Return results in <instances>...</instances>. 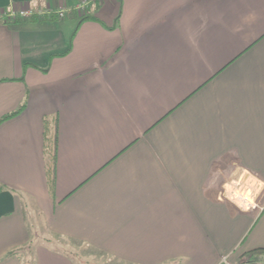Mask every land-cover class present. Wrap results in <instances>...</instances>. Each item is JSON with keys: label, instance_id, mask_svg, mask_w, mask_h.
<instances>
[{"label": "crops", "instance_id": "0c3cea01", "mask_svg": "<svg viewBox=\"0 0 264 264\" xmlns=\"http://www.w3.org/2000/svg\"><path fill=\"white\" fill-rule=\"evenodd\" d=\"M89 12L0 18V117L27 102L0 124V183L18 191L0 192V264H113L85 251L115 264L264 261V209L239 210L222 179L264 178V0H100Z\"/></svg>", "mask_w": 264, "mask_h": 264}, {"label": "built area", "instance_id": "2783aa9c", "mask_svg": "<svg viewBox=\"0 0 264 264\" xmlns=\"http://www.w3.org/2000/svg\"><path fill=\"white\" fill-rule=\"evenodd\" d=\"M94 0H80L74 5L77 11L85 10L87 5ZM70 10V5L67 3L61 6L54 5H30L23 4L20 6L7 7L0 11V18L4 20H13L18 17L30 18L33 15L42 16L50 14H58L63 17ZM224 195L239 207L246 210L258 209L262 211L264 204L258 202L264 192V178L247 169L238 171L233 176L224 175ZM243 180V181H242ZM242 264H264V261H253L246 259Z\"/></svg>", "mask_w": 264, "mask_h": 264}, {"label": "trees", "instance_id": "16d2710c", "mask_svg": "<svg viewBox=\"0 0 264 264\" xmlns=\"http://www.w3.org/2000/svg\"><path fill=\"white\" fill-rule=\"evenodd\" d=\"M100 0H94L90 2L85 10L77 11L74 5L70 6V10L63 16H59L58 14H50V15H42L37 16L33 15L30 18H22L18 17L15 20H32V21H51V20H59L65 18L68 14L77 15L81 21L89 19V18H96L94 15L90 14L89 10L91 5H99ZM27 102L24 101L16 110L9 112L0 117V124L4 121L13 118L19 115L24 108L26 107ZM45 130H44V154L46 158V175H47V182L51 192H54L56 186V162H57V126L56 123H49L47 118L44 119ZM12 190L16 191L14 188L9 187L4 183H0V192L4 190ZM18 192V191H16ZM32 244V243H31ZM18 250L12 251L11 253H17Z\"/></svg>", "mask_w": 264, "mask_h": 264}, {"label": "rangeland", "instance_id": "374dc122", "mask_svg": "<svg viewBox=\"0 0 264 264\" xmlns=\"http://www.w3.org/2000/svg\"><path fill=\"white\" fill-rule=\"evenodd\" d=\"M242 170V169H241ZM240 170V171H241ZM256 174V173H255ZM260 176V175H259ZM223 179V181L224 182H226V179H224V178H222ZM243 181V180H242ZM225 184V183H224ZM224 188V187H223ZM223 191H225V188H224V190ZM223 196L228 200V201H230V202H232L226 195H224V192H223ZM263 196H264V192H263V194L261 195V197H260V200L258 201V202H261V203H263L264 204V200H263ZM239 210H241V211H247V212H249L250 210H246V209H244V208H241V207H239L237 204H235L234 202H232ZM251 211H259L258 209H253V210H251ZM36 220H37V218H36ZM39 220V219H38ZM41 226V225H40ZM74 244V243H73ZM72 244H70V246L69 247H71V248H73L72 246H71ZM70 249V248H69ZM70 250H72V249H70ZM91 254V251H85V252H83V255L85 256V262H86V259H89V261L90 260H93V261H100L101 260V262L103 261H108V262H110V263H113V264H115L114 262H117V260L116 261H114V262H111V260H109V259H105V258H103V257H101L99 254H94V256L93 255H91L90 257H88L89 255ZM84 262V263H85ZM119 263V262H118ZM120 264V263H119Z\"/></svg>", "mask_w": 264, "mask_h": 264}]
</instances>
